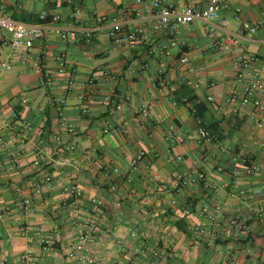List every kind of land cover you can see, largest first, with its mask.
Listing matches in <instances>:
<instances>
[{
  "label": "crops",
  "instance_id": "crops-1",
  "mask_svg": "<svg viewBox=\"0 0 264 264\" xmlns=\"http://www.w3.org/2000/svg\"><path fill=\"white\" fill-rule=\"evenodd\" d=\"M153 1L0 0V13L26 22H36L43 12L58 13L60 23L68 25L75 22L72 11L81 7L76 22L91 25L93 9L133 18L135 10ZM161 1L207 4V0ZM228 1L241 7L242 17L249 21L257 20L264 10V0ZM222 17L229 22L223 25L219 18L182 26V51L174 48L167 59L153 45L149 53L147 46L130 50L116 44L106 30L91 44L63 42L55 31L30 50L13 49L9 35H1L0 121L9 122L11 128L0 129V264H15L27 251H33L37 264H79L67 254L71 243L94 257L95 264H117L118 242L128 238V253L137 264H152L141 252L146 243L168 253L165 264H264V189L254 194L264 182V124L255 122L250 107L234 111L225 101L237 74V60L253 54L258 58L254 66L263 63L264 27L241 35L232 10L223 11ZM226 30L239 35L230 49L220 50L216 43ZM155 38L168 41L160 34ZM182 53L192 58L194 73L180 63ZM62 55L78 67V75L66 105L60 108L69 76L59 70ZM39 58L41 69L35 67ZM7 64L11 67L6 68ZM45 72L51 77L46 84ZM93 74H100L101 79L86 87ZM195 102L206 105L203 122L212 132V142L206 147L215 152L214 159L202 160L199 123L190 109ZM142 104L149 106L147 117L136 112ZM62 115L75 126V133L67 134ZM171 125L176 129L169 132ZM57 135L76 146L69 165L61 164ZM95 150L104 164L119 166L125 175L97 169L90 160ZM139 150L156 153L153 169L160 174V182L132 168L131 160ZM13 152L18 154L16 163L11 160ZM40 153L49 158L37 165ZM243 154L262 170L247 175L239 158ZM179 155L182 160L172 158ZM197 167L207 170L214 186L209 197L192 175ZM178 174L184 176L179 186L175 185ZM71 183L83 189L74 202L63 192ZM38 184L41 193L35 190ZM16 185L22 187L21 192L15 191ZM236 186L250 191L248 203L232 196ZM25 198L33 201V212L22 208ZM217 205L230 212L260 207L263 221L251 222L239 238L224 233L209 244V236L200 233L207 221L203 209ZM90 222L101 224L100 242L80 238ZM134 229L139 231L131 238ZM44 237L53 239L49 252L40 246Z\"/></svg>",
  "mask_w": 264,
  "mask_h": 264
},
{
  "label": "built area",
  "instance_id": "built-area-1",
  "mask_svg": "<svg viewBox=\"0 0 264 264\" xmlns=\"http://www.w3.org/2000/svg\"><path fill=\"white\" fill-rule=\"evenodd\" d=\"M144 0H136L138 3H143ZM72 2V0H70ZM233 11V19L240 23L239 33L253 34L259 28L264 27V10L261 16L255 21H249L242 17V8L233 6L228 0H207L205 7H199L194 4H180V3H163L161 0H154L151 5L145 6L135 10V17L130 18L127 13H122L116 16H110L102 13L97 9H93L92 17L93 24L84 25L76 22L80 15L82 8L76 7L71 17L75 22L62 25V17L58 13L43 12L40 15L41 19L50 17L48 22H26L16 19L8 13H0V40L2 34L9 35V42L13 49H27L30 50L34 47L36 41L44 40L49 37L53 32L57 31L63 42L83 40L86 44H91L96 41L102 31H107L112 42L125 45L130 50H136L139 46H147L150 53V45L153 48H158L162 52L163 58L167 59L173 56V49L178 48L182 51L184 42L180 39V28L184 25H189L195 21L209 22L214 19L222 18L223 25L229 22L228 18L222 17L223 11ZM222 28V26L220 27ZM227 31V30H226ZM160 34L168 39L167 43H161L156 40V35ZM231 31H227L222 35V38L216 43V48L220 50L230 49L231 45L236 42L235 36H238ZM258 58L250 54L249 56L240 57L236 62L237 74L230 86L227 95L226 103L237 111L240 107H250L254 116L255 122L262 126L264 124V61L260 66H254ZM180 63L186 66L190 73H194L196 68L193 66L192 58L187 53H182L179 57ZM163 60L162 63H164ZM41 59L35 62V67L41 69ZM59 70L61 72L67 71L68 81L66 85V95L59 100V107L62 108L66 105L67 94L73 92L76 86V79L78 75V67L66 60L64 55L59 58ZM11 65L7 64L6 68ZM101 79L100 74H93L87 80L86 87L93 86ZM51 77L48 72H45L43 83H49ZM83 94V93H82ZM212 100V97H208ZM190 109L192 113H196L195 103H191ZM138 114L147 117L150 109L147 104H142L136 111ZM62 124L66 129L67 134L75 133V126L68 122L67 118L62 115ZM199 123V139L198 143L202 147L203 156L202 160L216 157L215 152L207 150L206 143L212 142V136L204 125ZM11 124L6 121H0V129H9ZM176 129L175 125H171L169 132ZM90 137H88L89 139ZM2 140V139H1ZM58 143L57 152H61V164L69 165L72 163L73 158L71 153L76 150V146L72 142H65L61 135L56 136ZM205 154V155H204ZM156 153L147 150H139L131 160L132 168L139 170L146 175H150L151 180L155 182L161 181V176L154 171L153 166L155 162ZM47 153H40L35 160L37 165H42L43 162L48 160ZM172 158L182 160V156H173ZM241 165L245 168L247 175H253L262 170V166L257 163L253 158L247 154L240 157ZM11 160L18 162V154L13 152ZM91 163L99 170L106 173H118L125 175V172L119 166L104 164L98 151L91 154ZM237 160V159H235ZM192 175L202 184L205 197L210 196V191L214 186L208 178L207 170L204 168H195ZM184 176L177 175L175 185L179 186L180 181L184 180ZM51 176L46 177V181H51ZM16 192H21L22 187L16 185L14 187ZM264 189V182H261L258 189L254 194L260 195ZM37 193H41V186L38 184L35 188ZM64 194L69 201H77L83 195L82 186L78 183H71L64 187ZM233 197L240 199L243 203H248L250 191L240 189L236 186L235 192L232 193ZM101 203V201H97ZM22 208L26 212L34 211V204L30 198L22 200ZM206 213V223L200 230V233L209 236L207 242L214 244L216 238L221 234H228L235 238H239L244 232L248 231L251 222L263 221V213L260 207L250 208L248 211L237 210L235 212L228 211L225 207L217 205L211 209L206 206L203 209ZM138 229L131 232V238L138 234ZM80 238L90 242H100L103 239L101 224L97 222H90L88 227L83 229L80 233ZM130 238L122 239L118 242L117 249L119 253V260L117 264H137L134 255L128 253ZM53 239L51 237H44L40 240V246L44 252L51 251L53 247ZM141 252L148 255L152 264H165L169 255L160 247L151 244H144ZM68 256L78 260L79 264H95L94 257L86 256L83 253L82 247L77 243H71L68 247ZM15 264H37V257L33 251H27L20 256Z\"/></svg>",
  "mask_w": 264,
  "mask_h": 264
},
{
  "label": "trees",
  "instance_id": "trees-1",
  "mask_svg": "<svg viewBox=\"0 0 264 264\" xmlns=\"http://www.w3.org/2000/svg\"><path fill=\"white\" fill-rule=\"evenodd\" d=\"M16 19H18V18H16ZM50 19H51L50 17H47L45 19H41L39 17L36 22H48V21H50ZM19 20H21V19H19ZM195 107H196V113L194 114L195 117L197 119L201 120V125L205 126V124L203 122V118H204L205 112L207 110L206 109V105L204 103H201V102H195ZM205 127H206V129L209 131V133L211 135L212 134L211 130L207 126H205Z\"/></svg>",
  "mask_w": 264,
  "mask_h": 264
}]
</instances>
